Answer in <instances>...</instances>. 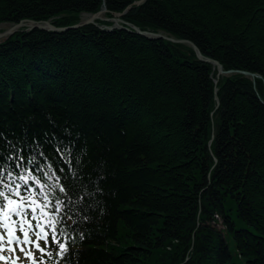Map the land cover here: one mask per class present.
<instances>
[{
    "label": "trees",
    "instance_id": "trees-1",
    "mask_svg": "<svg viewBox=\"0 0 264 264\" xmlns=\"http://www.w3.org/2000/svg\"><path fill=\"white\" fill-rule=\"evenodd\" d=\"M140 1L0 0V24L131 7L235 74L216 84L188 44L126 30L18 33L0 44V153L74 152L68 264H264V0Z\"/></svg>",
    "mask_w": 264,
    "mask_h": 264
},
{
    "label": "snow or ice",
    "instance_id": "snow-or-ice-1",
    "mask_svg": "<svg viewBox=\"0 0 264 264\" xmlns=\"http://www.w3.org/2000/svg\"><path fill=\"white\" fill-rule=\"evenodd\" d=\"M54 151L60 152L63 148L67 150V145H57L53 146ZM43 151L40 152V155H44ZM3 153H0L2 156ZM26 156L24 154L23 148L16 147L15 145L9 143V154L4 157L2 161H0V198L6 202L4 205H0V213H4V218H8V213H13L15 215H20L24 210L20 206L21 201L24 197L21 195L19 189H23L25 192H35L36 189L29 183L30 180L35 181L39 187H44L41 183L40 179L37 178L34 174L35 170H39L38 165L35 162V158L28 154L27 161L33 163V168L28 169L25 165ZM23 169V171L18 172L17 170ZM5 173L7 175L5 176ZM13 173H15V177L13 178ZM23 181V184H17L16 181ZM60 191L66 192L67 189L63 185L60 187ZM11 194V195H10ZM15 197L16 199H14ZM33 203H37V201H33ZM57 204L60 203L59 201L56 202ZM15 206V207H14ZM43 208V205L41 206ZM5 208H7V213L5 212ZM55 216V213H52ZM49 226L52 227L53 232H55V226L51 222H49ZM11 235V232L9 233ZM25 238H27L28 233H24ZM2 238V237H0ZM18 239V238H17ZM45 239L47 240L46 230H45ZM31 243V241H29ZM60 248V254L63 255L65 251L64 244L60 243L59 241H55ZM36 248L41 252H44L45 249L41 248L39 241H36ZM23 251V249H21ZM14 251V249H13ZM26 256L32 260V264H37L34 255L29 251L26 253ZM7 257L0 256V260H5ZM19 257H17V260ZM15 264V261H13ZM46 264V262H45Z\"/></svg>",
    "mask_w": 264,
    "mask_h": 264
},
{
    "label": "water",
    "instance_id": "water-1",
    "mask_svg": "<svg viewBox=\"0 0 264 264\" xmlns=\"http://www.w3.org/2000/svg\"><path fill=\"white\" fill-rule=\"evenodd\" d=\"M138 4H140V3H138ZM104 12H107V9H104L101 13H104ZM101 13L92 16L89 20H87L84 23L79 24V26H77L75 28H80V27H82L84 25L94 23L96 21V19H98V18L101 19V16H100ZM118 16H120V15H118ZM22 29H26V31H32V30H35V29H41V30L52 31V32L65 31V30H67V29H63V28H56L50 22H38V21H35V20H24V21H21L19 24L14 25L11 29H9L8 31H6L5 33L0 34V39H3V38H7L9 36H12L15 33L21 31ZM134 29L136 30L137 33H139L141 35H146L145 33H142L137 27H134ZM169 40L174 41V42H178V43H185V42H187V41H183V40L182 41H177V40H174V39H169ZM188 43H190L193 46V48H194V50H195V52H196L197 57H198L199 60L204 61V62H207V63H212V64L216 65L217 68H218L219 75H223V74L226 73L224 71V69H223V66L219 62L214 61V60L209 59V58H205L203 56V54L201 53V51L198 49L197 46H195L191 42H188ZM228 73H233V71H230ZM245 74L250 75L249 73H245ZM252 76H254V75H252Z\"/></svg>",
    "mask_w": 264,
    "mask_h": 264
},
{
    "label": "rangeland",
    "instance_id": "rangeland-1",
    "mask_svg": "<svg viewBox=\"0 0 264 264\" xmlns=\"http://www.w3.org/2000/svg\"><path fill=\"white\" fill-rule=\"evenodd\" d=\"M106 15H107V14L103 15L102 18H107ZM84 16H87V15H82V16H81L83 20H86L87 18L90 17V16H88V17H84ZM8 27H10V25H4V26H1V27H0V31H1V30H5V29H7ZM189 46H190V45H189ZM191 48H193V47L191 46ZM193 50H194V49H193Z\"/></svg>",
    "mask_w": 264,
    "mask_h": 264
},
{
    "label": "bare ground",
    "instance_id": "bare-ground-1",
    "mask_svg": "<svg viewBox=\"0 0 264 264\" xmlns=\"http://www.w3.org/2000/svg\"><path fill=\"white\" fill-rule=\"evenodd\" d=\"M92 16H90V18H91ZM98 19H100V18H98ZM102 19V18H101ZM98 23L100 24V25H102V27L104 28V29H107L108 28V25H106V24H103L102 22H100V21H98ZM36 30H40V29H36ZM116 30H118V29H116ZM178 45V44H177ZM70 160H72L73 161V159L72 158H69ZM73 170V169H72ZM67 171H69V169H67Z\"/></svg>",
    "mask_w": 264,
    "mask_h": 264
}]
</instances>
